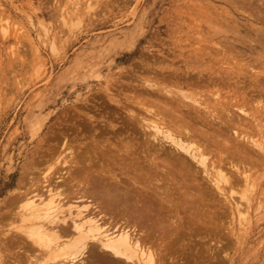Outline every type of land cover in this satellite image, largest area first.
<instances>
[{"label":"rangeland","instance_id":"1","mask_svg":"<svg viewBox=\"0 0 264 264\" xmlns=\"http://www.w3.org/2000/svg\"><path fill=\"white\" fill-rule=\"evenodd\" d=\"M263 12L264 0H0V264H57L55 259L47 255V250L50 247H47L41 238L35 237L36 235L31 236L27 232L30 224L23 218L26 211L24 202L27 194V196H32L35 192H40L44 188L47 189L49 183L44 181L45 178L53 177V180H59L60 178L57 179V176L60 174L64 175L66 181L71 178L73 173L64 172L62 174V171L67 168L73 169L74 165L70 161L74 160L73 154L76 149H78L76 153L80 151L81 153L83 151L92 152V145L98 147L100 142H104L105 146L102 149H97L95 154L100 155L99 159L104 158L105 161L108 156L102 155V152L109 153V149L112 150L109 146L113 144L111 146L118 158L130 161V165L134 163L136 169L141 171V175L143 173L146 175L142 177H152L155 180L151 178V182L155 181L154 183L159 187L167 184L165 180L162 183L159 178L165 177L163 173L167 169H163V164L166 163L168 167L170 165L172 168V164L164 161L168 151L170 153V145L166 142L164 143L165 146H159L158 141L155 140L157 138L151 134L152 130L148 129V133H146L149 127L147 126L144 130V127L138 122L142 120L146 125L149 122L148 119L153 118L154 111L158 109L163 112L161 114L166 115L164 117L167 120L170 119L172 124L176 119L181 120L182 123L184 120L185 122L189 120L188 123H192L193 127L200 128V133L203 134H198L196 131L193 133L196 135L194 136L197 142L208 153L207 165L209 169L215 171L218 165L228 172L233 181L241 178V181H235V185L230 186L225 182L224 185H221L222 191L216 185H210L213 183L210 179L212 176H205L207 174L201 171L203 166H200L199 163L194 162V169H192L194 165L192 168L189 165L188 168L190 169L179 168L178 164L173 167L175 170L173 183L178 177L176 176L178 172V180L180 181V177L181 181L184 180L181 182L182 187L174 184V189L184 190L185 188L186 191L182 193L183 191L177 190L174 201L188 206L193 202L187 211L179 206L180 212L182 211L180 216H183L186 226L190 225V231L187 229L183 238L172 235L171 237L178 244L175 241L168 244L171 238L169 234L168 236L161 234L160 229H157L158 232H155L156 237L154 239L156 242L154 243L157 244L159 239L162 244V252L158 251L160 247L154 245L153 248L156 252L166 255L167 258L166 260L160 259L158 264H207L209 260L211 261L208 264H264V106L261 107L264 104V93L262 95L264 92V71H260L264 70V60H262L264 57L260 56V54L264 56V45L261 46L264 44V40L259 39L260 36L264 37ZM249 22L252 24L250 25ZM259 25H262L263 33H261L262 30H258L261 29ZM230 30L231 33H229ZM239 31L243 32H240L242 33L241 36L236 37ZM234 41L235 44H233ZM244 46L252 48L246 49ZM238 50L241 52H237ZM256 50L258 56L255 54ZM247 52L250 54L248 53V55ZM246 56L248 57L246 58ZM259 60L262 61L260 63L262 65H258ZM205 78H207L208 83L207 80H203ZM236 78L239 81H236ZM238 82L239 84H237ZM151 83H160L165 90L157 94L155 88H152L155 86ZM214 83L216 84L214 85ZM257 83L260 86L254 88L255 85H258ZM203 85L208 88H204ZM256 88L258 89L256 90ZM249 89L253 90L250 91ZM216 91L218 94L215 95ZM240 100L241 102L245 100L243 103L245 106ZM187 104L190 106L187 107ZM177 106H181V108ZM186 107L192 109L199 107L201 113H215L217 111L216 113H219L221 117L224 116L222 119L226 121V126L223 125L219 129L217 124L212 126L207 124L205 120L201 122L200 118H195L194 112L190 118L197 121L192 122L194 120H190ZM241 107L248 110L247 114L238 110ZM155 108L156 110H154ZM232 112H236L234 120L238 121L240 117H243V120L248 121L247 126L235 127L234 123L228 121L227 116L233 115ZM107 115L114 117L112 122L114 126H109L104 122ZM247 117L249 118L247 119ZM98 124L100 125L98 128L104 127V130L100 131L97 128ZM115 126L118 128H113ZM141 127L142 129H140ZM82 128L83 130H81ZM109 128L111 130H108ZM244 132L245 134H243ZM246 133L249 134L248 137ZM61 137L63 138L61 139ZM108 138L109 141L106 140ZM94 140H97L98 143L91 142ZM252 140L258 144L253 145ZM140 142H144V144ZM120 143L125 147L118 151L115 144ZM84 145L86 148L82 147ZM151 148L154 149L151 150ZM245 150L246 152H244ZM142 154L143 158L141 157ZM184 154L187 155L188 153L184 152ZM52 155L54 158H51ZM132 155L135 161L138 160L139 162L133 161ZM147 155L151 158L156 157L154 162L159 165L157 169L153 162H146L149 157ZM61 158H64L63 161L68 158V163L71 165L64 163ZM232 162L233 164L236 163L235 165L239 166L240 170L244 166L249 168L248 172L251 173L253 185L245 186L243 184V177L236 171V167L231 168ZM73 163L75 164L74 161ZM197 164H199L198 167ZM213 165H215L214 169L211 168ZM150 166L152 168H149ZM116 167L114 169L117 170L118 166ZM226 167H230L233 175L231 170H227ZM155 169L159 170L155 171ZM119 173L122 178L120 180L124 184L131 182L132 179L130 180L131 177L128 174H122L120 171ZM158 173H162V175ZM235 174L239 177H235ZM210 181L211 183H209ZM199 182H202V185ZM141 183L143 182L138 181L134 185L137 188H134L133 185L118 186L120 189H129L128 192L135 193L134 197H136L133 199L134 202L136 200L137 204L134 205L133 202L132 205L134 206L132 207L141 209L139 205L146 207L145 204L147 205L149 202L151 205L155 204L154 208H156L158 191L152 189L154 183L153 185L150 184L151 186ZM155 185L154 187L158 189ZM39 186L41 187L38 189ZM63 186V188L61 186L56 190L62 192V198L66 194L67 199L64 196L65 203L63 202L66 206L69 204L68 201H76L73 198L76 195L69 193V190L66 189L67 185ZM103 187L108 188L110 185H98L95 190L104 192L105 188ZM130 187L131 189L134 188L136 192ZM55 188V192H53L59 199L60 195H58V191L56 193ZM91 188L94 189V187ZM156 191L157 193H155ZM25 192L24 196L23 193ZM98 192H94V194H99ZM138 192L139 196H137ZM131 193L129 192L133 197ZM160 194L165 195L163 192ZM21 197L22 201H19ZM138 198L139 200H137ZM85 199L83 198L82 201H93L90 200L91 198L85 197ZM236 200L237 202H235ZM143 201L146 203L144 202V204ZM97 202L93 201V203L98 204ZM99 203L100 206L106 208L105 210L110 207L102 199H99ZM101 203H105L104 206ZM123 206L120 205L122 208L120 211L124 213L127 207ZM171 206L170 203L169 205L167 202L164 203L165 208L162 210L164 219H166L162 221L164 224H169L172 219L176 218V215L174 218ZM239 206H241V210L238 208ZM23 210H25L24 213L20 215ZM244 210L248 213H242ZM18 211L20 214L17 213ZM193 211L195 212L193 213ZM189 212L192 214L191 217H193L194 222L187 221L191 218ZM135 213L137 214V212ZM151 214L156 218V214ZM107 215L105 217L109 219L110 215ZM170 215H173L172 218ZM153 217L151 215L150 219L147 220L149 222L146 221L147 226L149 224V231H153L154 228L155 218ZM23 222H25V226ZM117 223V227L120 226L121 223ZM165 227L167 228V226ZM22 228H26V230L22 231ZM22 233L23 235L25 233V237L27 236L26 238L29 240L21 236ZM186 233L188 234L187 237ZM194 233L195 236H193ZM20 236L26 241L18 239ZM166 236L167 238H165ZM29 241L31 242L29 243ZM204 242L206 245H203ZM167 246H173V249H167ZM21 247L23 249L25 247V250L23 251ZM204 247L209 251H206ZM26 248H28L27 252ZM175 248L178 249L175 250ZM25 253H27L26 256ZM205 253H208V256ZM200 254H202L203 261H201ZM168 255L172 256L170 261ZM171 258L173 259L171 260ZM184 258L188 259L184 260ZM166 261L170 263H166Z\"/></svg>","mask_w":264,"mask_h":264},{"label":"bare ground","instance_id":"2","mask_svg":"<svg viewBox=\"0 0 264 264\" xmlns=\"http://www.w3.org/2000/svg\"><path fill=\"white\" fill-rule=\"evenodd\" d=\"M77 3V2H76ZM78 4V3H77ZM259 12V11H258ZM257 12V13H258ZM260 13V12H259ZM262 13V12H261ZM264 13V12H263ZM230 17V16H229ZM262 17V16H261ZM223 20V19H222ZM226 20H228V19H226ZM254 20V19H253ZM261 20V19H260ZM229 21V20H228ZM231 21V20H230ZM233 22V21H232ZM223 24H225V22H223ZM249 24H250V22H249ZM252 24V23H251ZM250 24V25H251ZM236 25H238V24H236ZM258 25V24H257ZM255 26V25H254ZM260 26V25H259ZM262 26V25H261ZM260 26V27H261ZM224 27H225V25H224ZM248 27V26H247ZM252 27H253V25H252ZM239 28V27H238ZM256 28H259V27H256ZM255 28V29H256ZM223 29V28H222ZM226 29V28H225ZM245 29V28H244ZM219 30V29H218ZM238 30V29H237ZM247 30V29H246ZM258 30H262V27H261V29H258ZM258 30H256V31H258ZM223 31H225V30H223ZM223 31H220V32H223ZM228 31V30H227ZM252 31V30H251ZM254 31V30H253ZM240 32H243V31H239V33L236 35V37H238V35H240V34H242V33H240ZM247 32H248V30H247ZM246 32V34L248 35V33ZM225 33V32H224ZM226 33H228V32H226ZM229 33H231V30L229 31ZM261 33H263V30H262V32ZM245 34V33H244ZM245 34V35H246ZM260 34V33H259ZM245 35H243V36H245ZM246 35V36H247ZM254 35V34H253ZM261 35V34H260ZM263 35V34H262ZM241 36V35H240ZM252 36V35H251ZM262 37L263 36H260L259 37V39L260 40H264V37H263V39H262ZM231 38H233V37H231ZM252 38V37H251ZM229 40V39H228ZM249 40V39H248ZM247 40V41H248ZM252 40H253V38H252ZM255 40H256V38H255ZM254 40V41H255ZM258 40V39H257ZM230 41V40H229ZM238 41V40H237ZM237 41H236V44H237ZM250 41V40H249ZM228 42V41H227ZM229 43V42H228ZM240 43V42H239ZM262 43V42H261ZM232 44V43H231ZM233 44H235V41H234V43ZM232 44V45H233ZM242 45H244V43H241ZM262 45H264V44H261V46ZM230 46V45H229ZM255 46V45H254ZM230 47H232V46H230ZM245 47V46H244ZM251 47V46H250ZM257 47H258V45H257ZM263 47V46H262ZM221 48V47H220ZM219 48V49H220ZM226 48V47H225ZM229 48V47H228ZM233 48H234V46H233ZM236 48V47H235ZM239 48V47H238ZM237 48V49H238ZM246 48V47H245ZM252 48V47H251ZM251 48H246V49H251ZM255 48V47H254ZM130 49V48H129ZM242 49V48H241ZM221 50V49H220ZM223 50V49H222ZM255 50V49H254ZM259 50H260V48H259ZM229 51V50H228ZM233 51V50H232ZM246 51V50H245ZM252 51V50H251ZM225 52V51H224ZM237 52H241V51H237ZM236 51H235V53H237ZM242 52H244V51H242ZM260 52H262V51H260ZM229 53V52H228ZM232 53V52H231ZM246 53V52H245ZM250 54V52H247V54ZM227 54V53H226ZM248 54V55H249ZM255 54H257V56H258V53H257V50H256V52H255ZM260 54V53H259ZM234 55V54H233ZM232 55V56H233ZM242 55H244L243 53H242ZM241 55V56H242ZM246 55V54H245ZM225 56V55H224ZM253 56V55H252ZM260 56L261 57H264L263 55H261L260 54ZM259 56V57H260ZM230 57V56H229ZM237 57H238V55H237ZM248 56H246V58H247ZM243 58H245V57H243ZM254 58V57H253ZM237 59V58H236ZM239 59V58H238ZM241 59V58H240ZM250 59H252V58H250ZM250 59H249V61H250ZM260 60H261V58H259ZM260 60H259V64L258 65H262V64H260L261 62H260ZM262 60H264V59H262ZM239 61V60H238ZM246 61H248V60H246ZM235 62V61H234ZM163 63V62H162ZM172 63V62H171ZM247 65V64H246ZM250 65H252V64H250ZM245 66V65H244ZM256 67V66H255ZM261 67V66H260ZM195 68V67H194ZM235 68H237V67H235ZM249 68V67H248ZM230 71V70H229ZM228 71V72H229ZM239 71H241V70H239ZM247 71V70H246ZM250 71V70H249ZM260 71H264V70H260ZM197 72V71H196ZM177 73H178V71H177ZM189 73H191V72H189ZM209 73V72H208ZM225 73V72H224ZM233 73V72H232ZM242 73H244L243 71H242ZM192 74V73H191ZM191 74H189V75H191ZM207 74V73H206ZM237 74V73H236ZM181 75V74H180ZM212 75V74H211ZM238 75V74H237ZM176 76V75H175ZM183 76V75H182ZM193 76V75H192ZM191 76V77H192ZM207 76V75H206ZM228 76V75H227ZM239 76H241V75H239ZM238 76V77H239ZM187 77H189V76H187ZM208 77H210V76H208ZM207 77V78H208ZM234 77V76H233ZM242 77V76H241ZM244 77V76H243ZM181 78V77H180ZM194 78H197V77H194ZM193 78V79H194ZM207 78H205V79H203V80H207ZM215 78V77H214ZM250 78H252V77H250ZM257 78V77H256ZM262 78V77H261ZM217 79V78H216ZM224 79V78H223ZM226 79V78H225ZM243 79V78H242ZM247 79V78H246ZM245 79V80H246ZM258 79V78H257ZM263 79V78H262ZM201 80H202V78H201ZM238 79L236 78V81H237ZM244 80V79H243ZM182 81V80H181ZM188 81V80H187ZM216 81V80H215ZM220 81V80H219ZM232 81H234V80H232ZM239 81V80H238ZM256 81V80H255ZM259 81V80H258ZM257 81V82H258ZM184 82V81H183ZM199 82V81H198ZM203 82V81H202ZM251 82H253V81H251ZM207 83H208V80H207ZM230 83H232V84H234L233 82H230ZM151 84H153V83H151ZM196 84V83H195ZM194 84V85H195ZM210 84V83H209ZM211 84H213V83H211ZM216 83H214V85H215ZM223 84V83H222ZM237 84H239V82L237 83ZM242 84V83H241ZM240 84V85H241ZM258 84V83H257ZM259 84H260V82H259ZM255 85L254 86V88L257 86H260V85ZM193 85V84H192ZM199 85H201V84H199ZM206 85V84H205ZM254 85V84H253ZM153 86H155V87H152L154 90H155V93H157V94H160L163 90H165V88L164 87H162L161 85H160V83L159 84H153ZM204 86V85H203ZM218 86V85H217ZM223 86V85H222ZM221 86V87H222ZM243 87H245L244 86V84H243ZM110 88V87H109ZM112 88V87H111ZM204 88H208V87H205L204 86ZM229 88V87H228ZM177 89V88H176ZM258 88H256V90H257ZM261 89H262V86H261ZM172 90V89H171ZM170 90V91H171ZM185 90V89H184ZM250 90V89H249ZM248 90V91H249ZM251 90H253V89H251ZM250 90V91H251ZM255 90V89H254ZM167 91V90H166ZM170 91H168L169 93H173V92H170ZM173 91V90H172ZM261 91V90H260ZM218 91H216V93H215V95L216 94H218L217 93ZM233 92V91H232ZM259 92V91H258ZM258 92H256V94L257 95H259L258 94ZM168 93V94H169ZM179 93V92H178ZM188 93V92H187ZM202 93V92H201ZM223 93V92H222ZM263 93L264 92H262V95H263ZM166 94V93H165ZM167 94V95H168ZM181 94V93H180ZM190 94H192V93H190ZM232 94V93H231ZM208 95V94H207ZM206 95V96H207ZM212 95V94H211ZM221 95V94H220ZM244 95V94H243ZM180 96V95H179ZM191 96V95H190ZM189 96V97H190ZM199 96V95H198ZM240 96V95H239ZM213 97H215V96H213ZM257 97H259V96H257ZM156 98V97H155ZM185 98V97H184ZM195 98V97H194ZM208 98V97H207ZM164 99H165V96H164ZM177 99V98H176ZM182 99H183V96H182ZM181 99V100H182ZM193 99V98H192ZM212 99V98H211ZM187 100V99H186ZM235 100V99H234ZM257 100H258V98H257ZM260 100V99H259ZM163 101V100H162ZM188 101H189V99H188ZM194 101V100H193ZM193 101H191V102H193ZM216 101V100H215ZM238 101V100H237ZM247 101H249V100H247ZM255 102H256V100H254ZM261 101V100H260ZM240 102H241V100H240ZM244 102H245V100H244ZM244 102H241L242 104L244 103ZM87 103V102H86ZM117 103V102H116ZM263 103V102H262ZM160 104V103H159ZM162 104V103H161ZM190 104V103H189ZM189 104H187L186 106L187 107H189L190 105ZM241 104V105H242ZM254 104V103H253ZM163 105V104H162ZM196 105H197V103H196ZM244 105V104H243ZM242 105V106H243ZM164 106V105H163ZM194 106V105H193ZM192 106V107H193ZM198 106L200 107V105L198 104ZM203 106V105H202ZM206 106V105H205ZM245 106V105H244ZM249 106V105H248ZM260 106V105H259ZM262 106H264V104L263 105H261V107ZM168 107H169V105H168ZM177 107H180L181 108V106H177ZM186 107V108H187ZM199 107H197V108H195V109H192L191 107L190 108H187V113L190 115H188L189 116V118L191 117V114L194 112L195 113V118L196 119H198V118H200V121L201 122H204V120H205V122H207V124L209 123L210 125H212V126H214L215 124H217L218 126H219V129L223 126V125H225L226 124V121L224 120V119H222L223 117H221V115L219 114V113H216L215 111H211V112H215V113H208V112H206V113H201V109L199 108ZM247 107V106H246ZM169 108H171V107H169ZM173 108V107H172ZM248 108V107H247ZM264 108V107H263ZM245 108H243V107H241L240 109H238V110H241V112L242 113H246L247 114V112H248V110H244ZM258 109H259V107H258ZM150 110H152V108H150ZM154 110H156V108L154 109ZM173 110V109H172ZM206 110V109H205ZM209 110V109H208ZM215 110V109H214ZM238 110L236 111L237 113H238ZM175 111V110H174ZM148 112H150L149 110H148ZM235 112V113H236ZM240 112V111H239ZM241 112H240V114H241ZM131 113H132V111H131ZM154 117L152 118L151 117V119H148V123L145 125L144 123H143V121L141 120V121H138L139 123H141V125L144 127V130H145V128L148 126L149 128H147V132L146 133H148V129H150V130H152L151 131V134H153L154 135V137L155 138H157V139H155V140H157L158 142V144H159V146H165L164 145V143H166V142H168V144L170 145V153H169V151H168V154L167 155H165L166 157V159L164 158V161L165 162H168V163H170V164H172V168H170V165H169V167L166 165V163L165 164H163V166H164V168L163 169H167V170H170L169 172L167 171H165V173H163V174H165V177L164 178H159L161 181H162V183L164 182V180L166 181V183L167 184H165V185H163V184H161V185H163L162 187H159L156 183H154L155 181H153V183H154V185L156 184L157 185V187H158V189L156 188V187H154V185H153V183L151 182V178L150 177H147V178H144V177H142L143 175H144V173H143V175H141V171L139 172V170L138 169H136V166H135V164L134 163H132L131 165H130V161H127V160H125V159H123V158H118V156L116 155V152L114 151V148L111 146V145H113V144H111L109 147L110 148H112V150L111 149H109L110 150V152L109 153H106V152H102V155H107L108 156V158H106V160L104 161V158H102L101 160L99 159V156L100 155H97V154H95V152H96V150L97 149H102L104 146H105V143L103 142V143H101L100 141V143H99V145H98V147H95L94 145H92L91 146V150H92V152L90 153V152H88V151H83V153H81V151L80 152H78V153H76V150H78V149H76V150H74V154H73V157H74V160H71L70 162L74 165V167H73V169L72 168H70V169H66L65 171H62L63 173L62 174H64V172H68V173H73L72 174V176H71V178L68 180V181H66L64 178V175H61L60 174V176H57L58 178L57 179H59V180H53L54 178L52 177V178H50V177H48V178H45L44 179V181L45 182H47V183H49L48 185H47V189H43V190H41L39 193L37 192H35V193H33V195L32 196H27L26 195V197H25V206H26V211L25 210H23V212H21V214L19 213L20 211H18L17 213H19L20 215H22V213H24V211H25V213H24V217L23 216H21V217H23L25 220H27V221H29V224L30 225H32V226H30L29 224V226L28 225H26V226H28V231L27 232H29V234L31 235V236H35V237H38V238H41V240H43V243H45V245L47 246V247H50V249H48L47 251H48V257H50V258H52V259H55L56 260V262H57V264H158V262L160 261V259H163V260H166L167 258H166V255H163V254H160L159 252H162L161 250H162V247H161V242H159V239L157 240L158 241V243L156 244V243H154V242H156L154 239H155V232L157 231V229H160V232H161V234H167V236H168V234H169V237H171L172 235L173 236H177L178 238H183L184 237V232L188 229L189 231H190V225L189 226H186L185 225V223H184V218H183V216H180V213L182 212H180V209H179V206H181V208H183L184 209V211H187L188 210V208L190 207L191 208V206H192V203L188 206L187 204L186 205H183V204H178V202L176 203L174 200H176L175 199V194H176V191L177 190H179V189H174L175 188V186L173 187V185L175 184L176 186L177 185H180V187H182L181 185H183V184H181V182L183 181L184 182V180H182L181 181V177H180V181L178 180L179 178V172L177 173L178 175H176V176H178L177 178H175L176 180H175V182L173 183V180H174V169H173V167L174 166H176V164H178V166H179V168H188L189 167V165H190V167L192 168V166L194 165V167L192 168V169H194L195 168V164H194V162L195 163H199V164H201L200 166H203V168L201 169V171L202 172H204L205 174H207V175H205V176H209V177H211L212 176V178H210V179H212V181H213V183H211V181L209 182V183H211L210 185H212V184H214V185H216V187L218 188V189H221L222 190V186L221 185H224V183L226 182V184H229L230 186L231 185H235V181L236 180H239V181H241V178H237V179H234V181H233V179H231V177H230V175L228 174V172H226L224 169H222L221 167H219L218 165H217V168H216V170L214 171V170H211V169H209V166L207 165V155H208V153H207V151L205 150V148L200 144V143H198L197 142V140H196V138H195V134L193 133V132H197L198 134H203V133H200L201 131H200V128H195V127H193V125H192V123L191 124H189L188 123V121H186L185 122V120H184V122L182 123L181 122V120H175V122L172 124L171 122H170V119H166L165 117H166V115H165V117H164V115L163 114H161V113H163L161 110H157V111H154ZM178 113V112H177ZM200 113H201V115H200ZM233 113V112H232ZM235 113H233V115L232 114H230V115H228L227 116V120L228 121H230L231 123H234L235 124V127H239V126H243V127H245V126H247L246 124H247V122L248 121H245V120H243L244 118L243 117H240V119L237 121V120H234V116L236 115ZM260 113V112H259ZM135 114V113H134ZM151 114V113H150ZM161 114V115H160ZM239 114V115H240ZM258 115V114H257ZM92 117H93V115H91ZM90 116V117H91ZM116 116V115H115ZM129 116H131V115H129ZM152 116V115H151ZM156 116V117H155ZM245 116V115H244ZM248 116V115H247ZM180 117H184V116H180ZM46 118V117H45ZM95 118V117H94ZM113 116L111 115V117H109L108 115H107V118H105V120H104V122H106V124H108L109 126H114L113 125ZM185 118H187V116H185ZM238 118V117H237ZM236 118V119H237ZM249 117H247V119H248ZM141 119V118H140ZM145 120H147L146 118H144ZM188 119V118H187ZM252 119V118H251ZM250 119V120H251ZM115 120V119H114ZM190 120H191V118H190ZM192 120H194V119H192ZM191 120V121H192ZM100 121V120H99ZM129 121V120H128ZM183 121V120H182ZM195 121H197V120H194V121H192V122H195ZM254 123H255V121H254ZM45 124V123H44ZM195 124H197V123H195ZM81 125V124H80ZM96 125V124H95ZM99 125V124H98ZM105 125V124H104ZM136 125V124H135ZM199 125V124H198ZM201 125V124H200ZM199 125V126H200ZM228 125L230 126V124L228 123ZM83 126H87V125H83ZM203 126H204V124H203ZM226 126V125H225ZM228 126V127H229ZM79 127V126H78ZM98 127H100V125L99 126H97V128ZM106 127H108V126H106ZM117 126H115V127H113V128H116ZM139 127H140V125H139ZM138 127V128H139ZM205 127V126H204ZM232 127H234V126H232ZM242 127V128H243ZM91 128V127H90ZM95 128V127H94ZM102 128V127H101ZM118 128V127H117ZM135 128V127H134ZM137 128V129H138ZM227 128V127H226ZM76 129V128H75ZM86 129H87V127H86ZM85 129V130H86ZM98 129H100V128H98ZM123 129H125V128H123ZM133 129V128H132ZM131 129V130H132ZM140 129H142V127L140 128ZM81 130H83V128L81 129ZM84 130V131H85ZM88 130V129H87ZM102 130H104V127L102 128V129H100V131H102ZM108 130H111L110 128L108 129ZM115 130V129H114ZM126 130H127V128H126ZM202 130V129H201ZM226 130H228V129H226ZM229 130H230V128H229ZM228 130V131H229ZM35 131V130H34ZM90 131V130H89ZM100 131H96V132H100ZM116 131V130H115ZM124 131V130H123ZM136 131V130H135ZM77 132H79V131H77ZM83 132V131H82ZM94 132V131H93ZM109 132V131H108ZM114 132V131H113ZM113 132H112V134H113ZM127 132V131H126ZM137 132V131H136ZM142 132V131H141ZM202 132H205V131H202ZM216 132V131H215ZM234 132V131H233ZM236 132V131H235ZM137 133H139V132H137ZM226 133V132H225ZM81 134V133H80ZM79 134V135H80ZM92 134V133H91ZM131 134V133H130ZM198 134H197V136H198ZM208 134V133H207ZM239 134V133H238ZM243 134H245V132L243 133ZM247 134V133H246ZM94 136H95V133L93 134ZM99 135V134H98ZM122 135V134H121ZM132 135V134H131ZM153 135H151V136H153ZM195 135V136H194ZM209 135V134H208ZM217 135V134H216ZM56 137H57V135H55ZM62 136H64V135H62ZM235 136V135H234ZM246 136V135H245ZM249 136V134H247V137ZM69 137V136H68ZM113 137H117V136H113ZM124 137V136H123ZM127 137V136H126ZM131 137V136H130ZM129 137V138H130ZM140 137V136H139ZM153 137V138H154ZM200 137V136H199ZM209 137H210V135H209ZM247 137H244V138H247ZM63 137H61V139H62ZM64 138H65V136H64ZM76 138H78V137H76ZM151 138V137H150ZM201 138V137H200ZM203 138V137H202ZM241 138H242V136H241ZM240 138V139H241ZM81 139V138H80ZM93 139V138H92ZM127 139V138H126ZM152 139V138H151ZM69 140H71L72 141V139H69ZM85 140V139H84ZM98 140V139H97ZM97 140H94V141H91V142H93V143H98L97 142ZM106 140H108L109 141V138L108 139H106ZM122 140V139H121ZM121 140H119V142H122ZM162 140H165V141H162ZM204 140V139H203ZM237 140V139H236ZM235 140V141H236ZM66 141H67V138H66ZM66 141H65V143H66ZM78 141V140H77ZM87 141V140H86ZM152 141H153V139H152ZM200 141H201V139H200ZM215 141V140H214ZM238 141V140H237ZM253 141V140H252ZM116 142V141H115ZM206 142V141H205ZM208 142V141H207ZM249 142V141H248ZM64 143V144H65ZM140 143H142V142H140ZM154 143V142H153ZM90 144V143H89ZM142 144H144V142L142 143ZM156 144V143H155ZM158 144H156L157 146H158ZM211 144V143H210ZM252 144L253 145H257L258 143L257 142H252ZM61 145V144H60ZM169 145H167V146H169ZM63 146V145H62ZM62 146H60V147H62ZM86 145H84V146H82V147H85ZM173 146V147H172ZM209 146V145H208ZM212 146H213V144H212ZM73 147H76V146H73ZM72 147V148H73ZM125 147V145H122L121 143L120 144H115V148L118 150V151H120L121 149H123ZM135 147V146H134ZM146 147V146H145ZM144 147V148H145ZM258 147V146H257ZM58 148V147H57ZM71 148V147H70ZM86 148V147H85ZM140 148V147H139ZM161 148V147H160ZM165 148H167V147H165ZM164 148V149H165ZM168 148V149H169ZM56 149V148H55ZM88 149H90V148H88ZM127 149V148H126ZM138 149V148H137ZM143 149V148H142ZM147 149V148H146ZM149 149H150V146H149ZM148 149V150H149ZM152 149H154V148H151V150ZM158 149V148H157ZM241 149V148H240ZM52 150V149H51ZM68 150H70V149H68ZM73 150V149H72ZM72 150H70V151H72ZM84 150V149H83ZM125 150V149H124ZM144 150V149H143ZM167 150V149H166ZM55 151V150H54ZM53 151V152H54ZM57 151V150H56ZM60 151V150H59ZM118 151H117V153H118ZM136 151V150H135ZM139 151V150H138ZM154 151V150H153ZM164 151V150H163ZM163 151H161V152H163ZM53 152H52V154H53ZM99 152V151H98ZM160 152V153H161ZM166 152V151H165ZM164 152V153H165ZM184 152L185 153H188L187 155L186 154H184ZM217 152V151H216ZM244 152H246V150L244 151ZM50 153V152H49ZM71 153V152H70ZM94 153V154H93ZM97 153V152H96ZM126 153V152H125ZM147 153V152H146ZM54 154H55V152H54ZM53 154V155H54ZM58 154H59V152H58ZM57 154V155H58ZM62 154V153H61ZM60 154V155H61ZM91 154H93V155H91ZM130 154V153H129ZM135 154V153H134ZM137 154V153H136ZM150 154V153H149ZM161 154H163V153H161ZM211 154V153H210ZM209 154V155H210ZM216 154H218V153H216ZM248 154H251V152H248ZM50 156H51V154H49ZM52 155V157L51 158H54V156ZM71 155V154H70ZM153 155V154H152ZM155 155H158V154H155ZM62 156H64L63 154H62ZM106 156V157H107ZM143 156V154L141 155V157ZM147 156H149V155H147ZM246 156V155H245ZM251 156H253V155H251ZM66 157V156H65ZM140 157V156H139ZM56 158H57V156H56ZM60 158V157H59ZM143 158V157H142ZM142 158H141V161H142ZM145 158V157H144ZM154 158H156L155 156H154ZM154 158H151V156H149L148 157V159L146 160V162H153L155 165V167H156V169L159 167V165L158 164H156V162H154ZM229 158V157H228ZM62 159V158H61ZM64 159V158H63ZM63 159H62V161H63ZM68 159V158H67ZM67 159H65V161H63L64 163H68V160ZM132 160L133 161H135V158L133 157V155H132ZM195 160V161H194ZM212 160V159H211ZM216 160V159H215ZM235 161H236V159H234ZM239 160V159H238ZM249 160V159H248ZM59 161V160H58ZM73 161L75 162V164L73 163ZM138 161V160H137ZM137 161H135V162H137ZM163 161V160H162ZM223 161V160H222ZM231 161V160H230ZM233 161V160H232ZM62 162V163H63ZM139 162V161H138ZM228 162H229V159H228ZM234 162V161H233ZM233 162H232V164H233ZM213 163V161L211 162V164ZM244 163V162H243ZM150 164V163H149ZM199 164H197L196 166L198 167L199 166ZM229 164H231V163H229ZM231 164V165H232ZM236 164V163H235ZM235 164H233L232 165V167L231 168H233V167H236L235 169H236V171L237 172H239L240 174L239 175H241V177H243L242 178V180H243V184L246 186V185H253V180L251 179V173L249 174V172H248V169L244 166L243 168H242V170H240V167L239 166H237V165H235ZM66 165V164H65ZM68 165H71V164H69L68 163ZM161 165V164H160ZM220 165V164H219ZM116 166H118V171L116 170V169H114V168H117ZM142 166V165H141ZM145 166V165H144ZM152 166V165H151ZM149 167V168H152V167ZM242 166V165H241ZM138 167V166H137ZM146 167H147V165H146ZM224 167V166H223ZM254 167V166H253ZM252 167V168H253ZM143 168H145V167H143ZM148 168V167H147ZM201 168V167H200ZM199 168V169H200ZM211 168H215V165H213V167H211ZM227 168V167H226ZM230 168V167H229ZM229 168H227V170L229 169ZM140 169V168H139ZM146 169V168H145ZM155 169V171H158V170H156ZM188 169H190V168H188ZM197 169V168H196ZM71 170V171H70ZM231 169H229V171H230ZM234 170V169H233ZM60 171V170H59ZM58 171V172H59ZM119 171L122 173V174H128L131 178H130V180H131V182H127V183H123L121 180H122V178H121V175H120V173H119ZM177 171V170H176ZM190 171V173H191V170H189ZM235 171V170H234ZM235 171V173H237ZM132 172V173H131ZM143 172V171H142ZM61 173V172H60ZM169 173V174H168ZM176 173V172H175ZM67 174V173H66ZM65 174V175H66ZM146 174V173H145ZM152 174V173H151ZM153 174H157V173H153ZM158 174H161L162 175V173H158ZM231 174H232V170H231ZM238 174V173H237ZM191 175H194V174H191ZM233 175V174H232ZM236 175V174H235ZM53 176V175H52ZM144 176H146V175H144ZM151 176V175H150ZM153 176V175H152ZM154 176H157V175H154ZM184 176V175H183ZM158 177V176H157ZM163 177V176H162ZM196 177H197V175H196ZM235 177H239V176H235ZM235 177H233V178H235ZM56 178V177H55ZM62 178H63V180H62ZM67 178V177H66ZM126 178V177H125ZM190 178H192V177H190ZM204 178V177H203ZM121 179V180H120ZM129 179V178H128ZM153 179V178H152ZM157 179V178H156ZM201 180H202V178H200ZM199 179V180H200ZM209 179V178H208ZM26 180V179H25ZM127 180V179H126ZM153 180H155V179H153ZM185 180H189V179H185ZM132 181H135V182H132ZM138 181H140V182H143V183H141L142 185H150V184H152L153 185V187H152V189H156L157 191H158V198H157V202H158V204H156L157 205V207L156 208H154V205H151V204H149V202H148V204L146 205L145 203V201H143V203L145 204V206L146 207H142V206H140L139 204V207L141 208V209H138V208H136V207H132V206H134L135 204H137V202H136V200H135V202H134V199L133 198H135L134 197V194L135 193H131V191H129L131 194H133V197H131V195L129 194V192H128V190L129 189H120V186H118V185H135L136 183H138ZM190 181V180H189ZM196 181V180H195ZM208 181V180H207ZM238 181V182H239ZM156 182H158V183H160V181H157L156 180ZM169 182V183H168ZM186 182V181H185ZM204 182H206V181H204ZM203 182V184H205ZM41 183V182H40ZM46 183V184H47ZM208 183V182H207ZM209 183H208V185H209ZM44 184V183H43ZM51 184V185H50ZM199 184H201L202 185V182H199ZM56 185V186H55ZM63 185H67L68 187L66 188L67 190H69V193H73V194H75L76 196L74 197L73 196V198L74 199H76V201L75 202H72V201H68L67 203H69V204H66V206L64 205V198L66 197V199H67V196H66V194H64L63 195V198H62V192L60 193L58 190H56V189H58V188H60L61 186H62V188L64 187ZM89 185H92V186H89ZM98 185H110V187H108V188H106V187H103V188H105V190H104V192L101 190H97V191H99L98 193L99 194H97V193H95L94 194V192H97L96 190H95V188H98ZM113 185V186H112ZM116 185V186H115ZM155 185V186H156ZM160 185V184H159ZM189 185V184H188ZM237 185V184H236ZM238 185H240V184H238ZM241 185H242V183H241ZM137 186V185H136ZM139 186H140V184H139ZM139 186H138V188H139ZM151 186V185H150ZM227 186V185H226ZM37 187V186H36ZM41 186H39L38 187V189L40 188ZM54 187H56L55 188V190H56V193H57V191H58V195H60V198L58 199V198H56V196H55V191H54ZM91 187H94V189H92ZM122 187H124V186H122ZM147 187H149V186H147ZM35 188V187H34ZM61 188V189H62ZM102 188V189H103ZM134 188H137V187H135L134 186ZM134 188L133 189H131V187H130V189L131 190H133L134 192H136V190H134ZM66 189H64V190H66ZM71 189V190H70ZM148 189V188H147ZM216 189V188H215ZM218 189H216L217 191H218ZM227 189V188H226ZM233 189V188H232ZM63 190V191H64ZM66 190V191H67ZM145 190V189H144ZM181 190V189H180ZM179 190V191H180ZM231 190V189H230ZM244 190H246V189H244ZM27 191H29V190H27ZM31 191H33V190H31ZM49 191V192H48ZM54 191V192H53ZM143 191V190H142ZM141 191V192H142ZM157 191L155 192V193H157ZM183 191V192H182ZM223 191V190H222ZM30 192V191H29ZM102 192V193H101ZM144 192V191H143ZM149 192V191H148ZM147 192V193H148ZM151 192V191H150ZM152 192H153V190H152ZM161 192H163V193H165V195H161L160 193ZM181 192L182 193H184V192H186L185 191V188H184V190H181ZM155 193H150V194H155ZM179 193V192H178ZM182 193H181V195H182ZM220 193V192H219ZM221 193H224V192H221ZM243 193H244V191H243ZM24 194V196H25V194H26V192L25 193H23ZM160 194V195H159ZM188 194V193H187ZM31 195V194H30ZM68 195V194H67ZM104 195V196H103ZM140 194H139V192L137 193V196H139ZM142 195V194H141ZM155 195H157V194H155ZM181 195H178L179 197L181 196ZM222 195H224V194H222ZM16 196V195H15ZM65 196V197H64ZM145 196H147V195H145ZM144 196V197H145ZM152 196V195H151ZM150 196V197H151ZM154 196V195H153ZM160 196V197H159ZM226 196V195H225ZM224 196V197H225ZM17 197H20L19 195H17ZM85 197L86 198H91L90 200H93V201H98L97 203L98 204H96V203H93V201L92 202H83L82 201V199L84 198L85 199ZM149 197V196H148ZM147 197V198H148ZM155 197V196H154ZM187 197H189V196H187ZM140 198V197H139ZM139 198L137 199V200H139ZM176 198H177V196H176ZM193 198V197H192ZM226 198H228V197H226ZM225 198V199H226ZM22 199V197L20 198V200L19 201H22L21 200ZM70 199V198H69ZM99 199L101 200H103L108 206H110L107 210H105L106 208H104V207H102V206H100L99 204ZM141 200H142V198H140ZM187 199V198H186ZM185 199V200H186ZM230 199V198H229ZM239 199V198H238ZM237 199V200H238ZM63 200V201H62ZM86 200V199H85ZM90 200H88V201H90ZM148 201H149V199H147ZM146 200V201H147ZM152 200V199H151ZM150 200V201H151ZM156 200V199H155ZM181 200H182V198H181ZM188 200H192V199H188ZM198 200V199H197ZM231 200V199H230ZM237 200L235 201V202H237ZM154 201V200H153ZM64 202V203H63ZM133 202H134V205H132L133 204ZM165 202H167L168 203V205H169V203L172 205L171 206V210H172V212H173V214H174V218H175V215H176V218L175 219H172L171 220V223L169 222V224H164L162 221H164V220H166V219H164V215L162 214L163 212H162V210H164L163 208H165L164 207V203ZM190 202V201H189ZM195 202H196V200H195ZM230 202V201H229ZM233 202V201H232ZM239 202V201H238ZM95 204V205H93V204ZM105 203H101V204H103V206H104V204ZM151 203H153V202H151ZM240 203H241V201H240ZM244 203V202H243ZM17 204V203H16ZM21 204V202L19 203V205ZM124 205V206H126L127 208H126V210L124 211V213L123 212H121L120 211V209H122L121 207H120V205ZM196 204H197V202H196ZM235 204V203H234ZM93 205V206H92ZM137 205V206H138ZM142 205V204H141ZM194 205V204H193ZM229 206H230V203L228 204ZM233 205V204H232ZM231 205V206H232ZM241 205V204H240ZM95 206V207H94ZM123 206V207H124ZM166 206V205H165ZM228 206V207H229ZM248 206H249V204H248ZM194 207H195V205H194ZM241 206H239L238 208H240ZM17 208H18V206H17ZM233 208V207H232ZM19 209V208H18ZM21 209H22V207H21ZM25 209V208H24ZM152 209L154 210L153 212H152ZM230 209V208H229ZM242 208H240V210H241ZM20 210V209H19ZM170 210V211H171ZM192 210V209H191ZM232 210V209H231ZM239 210V209H238ZM246 210V209H245ZM242 211V213L244 212H247V211ZM106 211H108V212H106ZM167 211V210H166ZM119 212H121V213H119ZM135 212H137V214L135 213ZM165 212V211H164ZM168 212V211H167ZM191 212V211H190ZM189 212V217H191V213ZM195 211H193V213H194ZM210 212V211H209ZM211 212H213V211H211ZM106 213V214H105ZM151 213H154V214H156V218L155 217H153V214H151ZM170 213V212H169ZM248 213V212H247ZM107 214H109L110 215V218L109 219H107L105 216L107 215ZM19 215V216H20ZM151 215H152V217L153 218H155L154 219V222H153V224H154V228H153V231H149L148 230V228H149V224H148V226H147V223H146V221L147 220H149L150 219V217H151ZM155 216V215H154ZM167 216V215H166ZM169 216V215H168ZM171 216H173V215H170V217ZM21 217H19V219L21 220ZM107 217H108V215H107ZM172 218V217H171ZM210 218V217H209ZM217 218V217H216ZM169 219V218H168ZM242 219V218H241ZM244 219V218H243ZM242 219V220H243ZM24 220V221H25ZM217 220V219H216ZM232 220H233V218H232ZM238 220V219H237ZM239 220H240V218H239ZM249 220V219H248ZM115 221H117V222H120L121 224H120V226H118L117 227V225H118V223L117 222H115ZM151 221H152V219H151ZM170 221V220H169ZM187 221L188 222H194V220H193V217H191L190 219H187ZM186 221V222H187ZM147 222H149V221H147ZM24 223L25 222H23V225H24ZM152 223V222H151ZM26 224H27V222H26ZM188 224V223H187ZM197 224V223H196ZM22 226V225H21ZM25 226V225H24ZM165 226H167V228L165 227ZM169 226H171V227H169ZM196 226V225H195ZM199 226H200V224H199ZM192 229H193V227H191ZM197 229V228H196ZM23 230H26V228L25 229H23L22 228V231ZM197 231V230H196ZM195 231V232H196ZM206 231H207V229H206ZM211 231H212V229H211ZM210 231V232H211ZM213 231H214V229H213ZM158 232V231H157ZM160 232H159V234H160ZM204 232V231H203ZM188 233V232H187ZM186 233V237H187V234ZM189 233H191V232H189ZM198 233V232H197ZM216 235V234H215ZM21 236H24V238H26L25 237V233H24V235H23V233L21 234ZM21 236L18 238V239H22L21 238ZM165 236V235H164ZM167 236L165 237V238H167ZM193 236H195V233H194V235ZM214 236V235H213ZM189 237H191V235H189ZM188 237V238H189ZM23 238V239H24ZM62 240H61V239ZM22 239V240H23ZM27 239V238H26ZM53 239H54V241H53ZM60 240V241H58V240ZM27 240H29V238L27 239ZM57 240V241H56ZM197 240V239H196ZM203 240V239H202ZM19 241V240H18ZM23 241H26L25 239L23 240ZM55 241H56V243H55ZM173 241H175V239H173V237H171L170 238V241L168 242V244L170 243V244H172L173 243ZM180 241V240H179ZM200 241V240H199ZM31 241H29V243H30ZM164 242V241H163ZM176 242V241H175ZM198 242V241H197ZM167 243V242H166ZM177 243V242H176ZM175 243V244H176ZM185 243V242H184ZM193 243V242H192ZM195 244H197L196 242H194ZM193 243V244H194ZM205 243V242H204ZM19 244H20V242H19ZM28 244V243H27ZM178 244V243H177ZM192 244V245H193ZM199 244H200V242H199ZM222 244V243H221ZM23 245V244H22ZM21 245V246H22ZM156 246V247H160L159 249H158V251L159 252H156L155 251V249L153 248V246ZM180 245V244H179ZM182 245V244H181ZM203 245H206V243L205 244H203ZM28 246H29V244H28ZM31 246V245H30ZM35 246V245H34ZM176 246V245H175ZM196 246V245H195ZM195 246H194V248H195ZM202 246V245H201ZM200 246V247H201ZM208 246V245H207ZM25 247H27V245H25ZM25 247H24V249H23V251L25 250ZM33 247V246H32ZM41 247V246H40ZM46 247V248H47ZM168 247V246H167ZM173 246H169L167 249H170V250H172L173 248H172ZM188 247V246H187ZM190 247V246H189ZM200 247H199V249H200ZM215 247V246H214ZM219 247V246H218ZM28 248H31V247H28ZM28 248H26V252H27V249ZM42 248V247H41ZM181 248V247H180ZM179 248V249H180ZM183 248V247H182ZM193 248V247H192ZM202 248H203V246H202ZM206 247H204V249H205ZM210 248V247H209ZM216 248V247H215ZM43 250H44V248H42ZM176 249H178V248H175V250ZM187 249V248H186ZM189 249V248H188ZM203 249V250H204ZM206 250V249H205ZM208 250V249H207ZM206 250V251H207ZM212 250H214L213 248H212ZM29 251V250H28ZM45 251H46V249H45ZM174 251V250H173ZM189 251H190V249H189ZM193 251H194V249H193ZM209 251V250H208ZM169 252V251H168ZM178 252H179V250H178ZM185 252V251H184ZM188 252V251H187ZM195 252H196V250H195ZM21 254L23 253L22 251L20 252ZM170 253V252H169ZM189 253H191V252H189ZM199 253H201V252H199ZM212 253V252H211ZM19 254V253H18ZM174 254V253H173ZM192 254V253H191ZM203 254V253H202ZM202 254H200L201 256V258H202ZM206 254V253H205ZM208 254V253H207ZM206 254V255H207ZM25 256L27 255V253H25L24 254ZM177 255V254H176ZM184 255V254H183ZM194 255V254H193ZM197 255V254H196ZM206 255H205V257H206ZM30 256V255H29ZM169 256V255H168ZM175 256V255H174ZM186 256H188V255H186ZM192 256V255H191ZM195 256V255H194ZM203 256H204V254H203ZM208 256V255H207ZM209 256H210V254H209ZM20 257V256H19ZM28 257V256H27ZM170 257H172V256H169V261H170ZM179 257H180V255H179ZM178 257V258H179ZM184 257V256H183ZM182 257V258H183ZM26 258V257H25ZM198 258V257H197ZM214 258H216L215 256H214ZM22 259H24V258H22ZM173 258H171V260H172ZM180 259V258H179ZM188 259V258H187ZM187 259H185L184 258V260H187ZM193 259V258H192ZM198 259H200V258H198ZM197 259V260H198ZM169 261H166V263H170ZM182 261V260H181ZM181 261H180V263H181ZM201 261H203V258H202V260ZM209 261H211V260H209ZM209 261H208V263H209ZM183 262V261H182ZM193 262H195L194 260H193ZM207 263V262H206ZM207 263V264H208ZM160 264V263H159ZM164 264V263H163ZM186 264V263H185ZM202 264V263H201Z\"/></svg>","mask_w":264,"mask_h":264}]
</instances>
